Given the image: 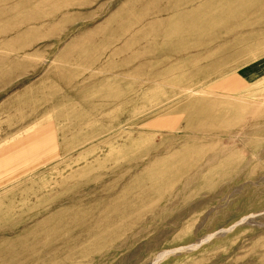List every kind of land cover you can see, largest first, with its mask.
<instances>
[{
	"label": "rangeland",
	"instance_id": "1",
	"mask_svg": "<svg viewBox=\"0 0 264 264\" xmlns=\"http://www.w3.org/2000/svg\"><path fill=\"white\" fill-rule=\"evenodd\" d=\"M0 264H264V0H0Z\"/></svg>",
	"mask_w": 264,
	"mask_h": 264
},
{
	"label": "bare ground",
	"instance_id": "2",
	"mask_svg": "<svg viewBox=\"0 0 264 264\" xmlns=\"http://www.w3.org/2000/svg\"><path fill=\"white\" fill-rule=\"evenodd\" d=\"M155 263V262H154Z\"/></svg>",
	"mask_w": 264,
	"mask_h": 264
}]
</instances>
